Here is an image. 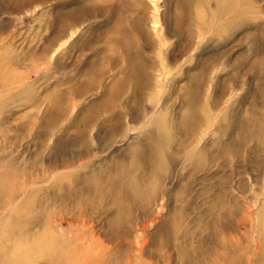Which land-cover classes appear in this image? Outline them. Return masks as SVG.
<instances>
[{
    "label": "rangeland",
    "instance_id": "374dc122",
    "mask_svg": "<svg viewBox=\"0 0 264 264\" xmlns=\"http://www.w3.org/2000/svg\"><path fill=\"white\" fill-rule=\"evenodd\" d=\"M0 264H264V0H0Z\"/></svg>",
    "mask_w": 264,
    "mask_h": 264
}]
</instances>
